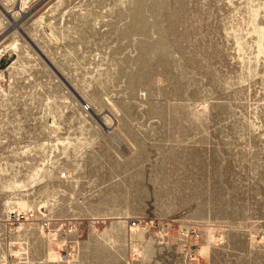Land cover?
I'll list each match as a JSON object with an SVG mask.
<instances>
[{"label":"rangeland","instance_id":"374dc122","mask_svg":"<svg viewBox=\"0 0 264 264\" xmlns=\"http://www.w3.org/2000/svg\"><path fill=\"white\" fill-rule=\"evenodd\" d=\"M0 264H264V0H0Z\"/></svg>","mask_w":264,"mask_h":264},{"label":"built area","instance_id":"2783aa9c","mask_svg":"<svg viewBox=\"0 0 264 264\" xmlns=\"http://www.w3.org/2000/svg\"><path fill=\"white\" fill-rule=\"evenodd\" d=\"M9 217L10 218H13L15 220H20V219H23V220H27L31 217V215H28V214H24V215H19L18 213L16 212H11L9 214Z\"/></svg>","mask_w":264,"mask_h":264}]
</instances>
